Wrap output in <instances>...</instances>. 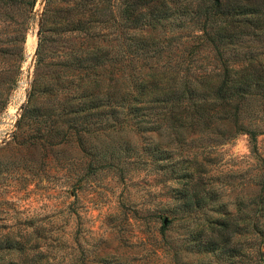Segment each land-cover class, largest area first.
Segmentation results:
<instances>
[{
	"label": "rangeland",
	"instance_id": "374dc122",
	"mask_svg": "<svg viewBox=\"0 0 264 264\" xmlns=\"http://www.w3.org/2000/svg\"><path fill=\"white\" fill-rule=\"evenodd\" d=\"M118 1L109 0L101 15L108 36L120 18ZM58 3L34 0L19 13L0 0V47H9L0 52V264H264V132L251 151L246 134L216 114L195 132L166 128L159 134L141 133L109 113L95 119L102 128L64 134L61 116L32 111L20 117L45 97L37 87L30 95L35 72H50L36 67L35 49L44 11ZM21 21L22 42L13 39ZM102 75L106 83L109 72ZM217 103L208 111L217 113ZM148 139L167 156L151 161L140 148ZM243 214L256 221L257 231L246 226L232 235L238 254L189 247L193 234L215 233L233 216L241 223Z\"/></svg>",
	"mask_w": 264,
	"mask_h": 264
},
{
	"label": "trees",
	"instance_id": "16d2710c",
	"mask_svg": "<svg viewBox=\"0 0 264 264\" xmlns=\"http://www.w3.org/2000/svg\"><path fill=\"white\" fill-rule=\"evenodd\" d=\"M2 2L23 13L34 0ZM58 2L44 11L35 49L36 67L47 66L50 72H35L30 95L37 87L45 97L24 107L20 117L32 111L42 118L61 116L67 122L64 134L102 128L95 119L109 113L113 121L119 116L130 120L129 126L141 133L159 134L166 128L195 132V126L216 114L230 120L235 132L245 133L250 150H256V136L264 132V0H119L120 18H112L110 36L101 31L109 0ZM25 27L21 21L13 28L14 40L23 41ZM157 29L161 35L153 33ZM8 49L1 46L0 52ZM47 54L50 60L45 61ZM4 71L0 69V84ZM216 101L221 109L209 112ZM4 103L0 95V108ZM79 118L77 125L70 123ZM140 148L151 161L167 156L156 140L148 139ZM193 195L195 203L202 198L195 188ZM257 198L262 199L259 193ZM240 218L241 223L233 216L215 233L193 234L189 247L226 257L238 254L232 235L246 226L257 228L247 214Z\"/></svg>",
	"mask_w": 264,
	"mask_h": 264
}]
</instances>
